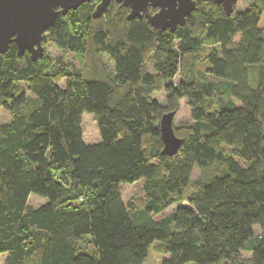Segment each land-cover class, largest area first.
<instances>
[{
  "label": "trees",
  "instance_id": "trees-1",
  "mask_svg": "<svg viewBox=\"0 0 264 264\" xmlns=\"http://www.w3.org/2000/svg\"><path fill=\"white\" fill-rule=\"evenodd\" d=\"M244 1L227 17L197 0L173 34L112 6L93 20L84 4L46 33L79 71L15 45L0 55L12 112L0 124V264H144L154 243L161 264H245L242 252L264 264V0ZM21 83L34 99L16 94ZM181 100L190 121L173 127L182 144L166 156L160 120ZM138 181L143 200L124 205L119 186ZM30 196L47 203L29 207Z\"/></svg>",
  "mask_w": 264,
  "mask_h": 264
},
{
  "label": "water",
  "instance_id": "water-1",
  "mask_svg": "<svg viewBox=\"0 0 264 264\" xmlns=\"http://www.w3.org/2000/svg\"><path fill=\"white\" fill-rule=\"evenodd\" d=\"M93 0H0V55H4L11 45H15L18 57L25 53L31 62L41 59L44 54V35L53 27L57 18L76 11ZM99 3L91 13L93 20L101 19L111 1L129 10L126 21L144 18L146 23L158 33L168 31L173 34L185 25L186 19L197 10V0H96ZM221 7L230 17L235 12L238 0H198ZM150 8L157 9L152 14ZM175 113L162 116L159 124L162 154L173 156L182 141L173 132Z\"/></svg>",
  "mask_w": 264,
  "mask_h": 264
},
{
  "label": "rangeland",
  "instance_id": "rangeland-1",
  "mask_svg": "<svg viewBox=\"0 0 264 264\" xmlns=\"http://www.w3.org/2000/svg\"><path fill=\"white\" fill-rule=\"evenodd\" d=\"M247 8H248V4L244 0H238L236 7H235V12L244 11ZM259 27L262 30H264V20H261ZM47 37H48V34H45L44 38L46 40H44L43 47L45 51V54H44L45 61L50 66V68H54L56 65L61 63L70 70L71 69L78 70V71L81 70V64H80L79 57L67 51H59L58 49L55 48V46L49 40H47ZM239 40H240V37L236 36L233 39L232 45L233 46L236 45L239 42ZM214 47L217 48V46H214L210 42L204 44V48H203L204 51L202 54L203 56L195 67V71L197 74L202 75V73H204V71L207 69L208 66L204 58L206 54ZM102 59L108 66L110 67L112 66L111 62L106 56H103ZM252 72H253V75L256 73L255 70H252ZM209 78H210L209 76L206 77L207 80ZM179 81H180V77L177 76L173 80V83L178 84ZM252 83L254 84V82ZM14 90L17 95L21 93L24 94L25 98H27L28 101H31L32 99H34V96L31 94L27 84H24V83L15 84ZM152 99L157 101V103L160 106H163V107L165 106L164 92L153 94ZM7 105H8L7 107H9L10 103H8ZM11 119H12V112H10V110H7L5 106L0 104V124L8 123L11 121ZM189 121H190V113L186 105V100H181L179 103V109L176 112V115L173 119V127L177 128L178 126L186 124ZM221 171H222L221 168L216 167L211 170V174H219ZM200 174H201L200 171L195 169L192 173L191 180L192 181L196 180L200 176ZM142 186H143V181H138L131 185H128V184L120 185L119 192H120V197H121L123 204L128 205L132 203V204L137 205L138 201H142L144 198L142 194ZM187 192H189V190ZM46 203H47V200L42 199V198H37L35 196H30L27 201V205L32 208H38L40 206H43ZM183 205H186V202H184ZM176 208L177 206L170 207L162 216H159L157 218L170 215L171 213L174 212ZM253 233L254 235H258L259 234L258 228H254ZM241 258L243 259L245 264H249L248 262L251 259V255L248 253L242 252ZM163 260H164V256L160 252V244L154 243L149 249V252L147 254L144 264H161Z\"/></svg>",
  "mask_w": 264,
  "mask_h": 264
},
{
  "label": "flooded vegetation",
  "instance_id": "flooded-vegetation-1",
  "mask_svg": "<svg viewBox=\"0 0 264 264\" xmlns=\"http://www.w3.org/2000/svg\"><path fill=\"white\" fill-rule=\"evenodd\" d=\"M92 2L95 3V7H96V5L99 3V2L96 1V0H93ZM92 2H91V3H92ZM89 4H90V3H89ZM111 6H112L113 8H117V9H125V10H126V13H127V14L129 13V10H128V9H126V8H124V7H122V6H120L119 4H116L114 1H111L110 5H109V7H108V11H109V8H110ZM150 12H151L152 14H154V13L157 12V9H152V8H150Z\"/></svg>",
  "mask_w": 264,
  "mask_h": 264
}]
</instances>
